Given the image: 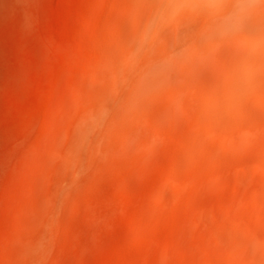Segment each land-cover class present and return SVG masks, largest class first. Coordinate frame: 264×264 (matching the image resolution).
Wrapping results in <instances>:
<instances>
[{
    "label": "rangeland",
    "instance_id": "374dc122",
    "mask_svg": "<svg viewBox=\"0 0 264 264\" xmlns=\"http://www.w3.org/2000/svg\"><path fill=\"white\" fill-rule=\"evenodd\" d=\"M137 0H0V264H160L114 87ZM175 259V257H174Z\"/></svg>",
    "mask_w": 264,
    "mask_h": 264
},
{
    "label": "clouds",
    "instance_id": "9594fccd",
    "mask_svg": "<svg viewBox=\"0 0 264 264\" xmlns=\"http://www.w3.org/2000/svg\"><path fill=\"white\" fill-rule=\"evenodd\" d=\"M114 87L136 179L162 167L137 242L169 229L160 264H264V0H137Z\"/></svg>",
    "mask_w": 264,
    "mask_h": 264
}]
</instances>
